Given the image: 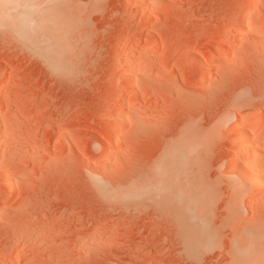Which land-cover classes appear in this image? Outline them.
<instances>
[{
    "label": "rangeland",
    "instance_id": "1",
    "mask_svg": "<svg viewBox=\"0 0 264 264\" xmlns=\"http://www.w3.org/2000/svg\"><path fill=\"white\" fill-rule=\"evenodd\" d=\"M33 1L47 55L0 26V264H232L264 224L231 163L240 123L264 135V0ZM179 193L217 245L189 244Z\"/></svg>",
    "mask_w": 264,
    "mask_h": 264
},
{
    "label": "bare ground",
    "instance_id": "2",
    "mask_svg": "<svg viewBox=\"0 0 264 264\" xmlns=\"http://www.w3.org/2000/svg\"><path fill=\"white\" fill-rule=\"evenodd\" d=\"M257 1L259 0H254L253 3L255 2L257 3ZM0 2L28 5V8L30 6V10L28 9V11L24 9L25 7H21L20 9H7V10L4 8H0V26L10 28L12 30L11 32L14 33L16 37H19L20 40L24 42V45L25 44L29 45L30 48L34 49V51L35 50L44 51L45 54L47 55V47L49 49L57 40L52 38L51 36L44 35L45 37L43 36L35 37L33 34L30 35L31 21L34 19L37 3H35V1L33 0H0ZM56 3L58 2L56 1ZM52 4H55V3H52ZM52 4L50 3L49 5H52ZM251 8H252V5L247 7L245 15L242 18L243 20L241 19L242 23H240L243 26V27L242 26L240 27L241 29L242 28L244 29V24L248 23V25H246L245 27V30L247 32H250L253 29L252 25H250L248 22V18L250 15L249 12L251 11L250 10ZM56 19H55V15H52V16L48 15V17H46L45 20L42 21L40 28L42 29L46 25L51 26L54 29L60 28L61 23L59 24V22ZM245 21L247 23H245ZM147 46L149 47L150 45H147ZM207 58H205V60L203 59V64L205 66L211 60V57L208 56ZM128 72H131V71L127 70L119 78V83H120L119 87L122 88L127 81L137 78L136 72L135 73L132 72L133 75H131V76H136V77L129 76ZM260 122L257 119V117H254L250 119L245 125L240 123L239 129L236 131L237 136H234L235 137V139H233L234 142L231 143L232 144L231 163L234 165L233 172H235L236 175L239 176L241 181L250 190H252L251 194H254V192L259 191V190H264V174L259 168V165L261 167V164H260L261 162L259 163V161L262 159L261 157L264 156V135L261 134L260 136L258 135L256 137H251L252 133H254L255 128L257 127L258 124H260ZM116 124H117V121L113 120L111 122L112 128L115 127ZM111 153H115L114 148L111 150ZM176 198H178V202H179L178 206H179L180 215L182 216V218L185 217L187 219L186 222L184 221V223H185V233H186L189 244L193 248H196V249L209 248L211 245L215 243V241H217V238H219L218 236L219 234L212 231L210 226H208L207 223L210 221L209 220L210 218L208 219L207 217V219L209 220L207 222L206 221L207 219L204 218L206 217L204 216V214L206 213L204 214H202L203 212L201 213V207H203V210H204L205 208L204 203H206V201L209 200L208 196H204V195L202 196V194L198 196H194L191 193H185V194L179 193ZM230 204L232 205V203ZM235 214H236V209L234 205L230 207L231 216L229 214L228 215L229 217H231L230 219L234 220ZM249 226H247L248 228L246 229L243 228V230L244 229L245 230L243 231L241 235L238 236L239 238L236 237V241L233 243L232 250H231L232 264H264V224H259L258 222L254 226L253 224L250 227ZM215 245H217V243L214 244V246Z\"/></svg>",
    "mask_w": 264,
    "mask_h": 264
},
{
    "label": "snow or ice",
    "instance_id": "3",
    "mask_svg": "<svg viewBox=\"0 0 264 264\" xmlns=\"http://www.w3.org/2000/svg\"><path fill=\"white\" fill-rule=\"evenodd\" d=\"M20 7H28L27 5H20V4H11V3H3L0 2V8L4 9H19Z\"/></svg>",
    "mask_w": 264,
    "mask_h": 264
}]
</instances>
